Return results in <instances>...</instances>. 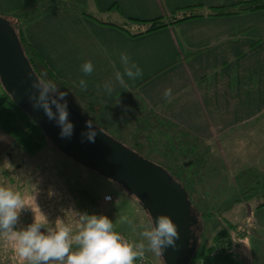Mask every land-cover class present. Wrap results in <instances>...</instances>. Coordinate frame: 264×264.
I'll list each match as a JSON object with an SVG mask.
<instances>
[{"label": "crops", "instance_id": "crops-1", "mask_svg": "<svg viewBox=\"0 0 264 264\" xmlns=\"http://www.w3.org/2000/svg\"><path fill=\"white\" fill-rule=\"evenodd\" d=\"M49 1L56 0H0V12L11 15ZM79 1L99 15L87 13L123 24L165 19L188 7H226L251 0ZM22 33L52 75L104 107L136 89L148 109L200 143H216L223 149L231 172L242 174L247 167L249 175H264V11L204 17L130 37L82 11L64 8L31 19ZM121 53L143 71L135 82L125 77L127 87L115 81V73L123 72ZM87 61L94 65L90 76L81 71ZM80 79L88 82L87 90L80 89ZM106 82L113 85L111 95L103 88ZM167 89H171L170 102L164 96ZM8 139L0 130V158ZM246 208L250 226L242 236V264H264V203L254 210L248 204ZM131 218L121 219V224ZM146 227L144 231L150 228L149 221ZM130 231L141 230L135 226Z\"/></svg>", "mask_w": 264, "mask_h": 264}, {"label": "rangeland", "instance_id": "rangeland-1", "mask_svg": "<svg viewBox=\"0 0 264 264\" xmlns=\"http://www.w3.org/2000/svg\"><path fill=\"white\" fill-rule=\"evenodd\" d=\"M82 9L99 15L96 9L90 8L86 3ZM72 93L78 95L76 90H72ZM81 96L83 99L88 95L82 92ZM66 99L68 104L76 110L79 109L82 115L88 113L82 100H76L71 94H68ZM141 105L131 109V114L123 113L117 121L122 139L131 146H134V142L129 137L130 132L136 135L137 132L144 131L148 121L157 124L156 119L151 118L150 111L141 108ZM141 109L144 112L140 115ZM109 117L104 122L108 125L102 126L118 136L120 133L115 132L114 126L110 125ZM138 119L142 121L141 126L135 125ZM151 130H161L165 135L161 134V139L158 140L167 145L156 148L147 144L145 139L140 140L139 144H145L146 147L141 152L152 160L166 163L167 160L163 159H170L173 155L169 152L171 147L168 137L173 138L175 143H180L178 157L184 152L192 153L191 157L186 153L183 158L177 159L178 165L190 163L189 167L184 165L178 168L177 173L180 177L187 176L192 179L191 182L184 179V186L201 220L202 249H209L219 233L229 231L231 246L234 248L233 264H242V254L245 253L242 236L250 226L246 204L254 210L257 204L264 203V175H249L247 167L242 174L231 172L224 150L216 143H199L192 135L178 129L167 132L163 131L164 128L154 127ZM181 143L184 148H181ZM220 144L224 145L223 142ZM149 148L153 152L149 153ZM247 155L248 152L245 159L243 158L244 163L247 161ZM0 187L20 192L26 201L27 208L21 211L14 230L25 229L35 218L43 222L45 229L57 226V219L70 224L71 217L66 212L75 209L89 215L107 216L113 222L114 231L125 233L128 239L135 242H142L143 239L147 244L145 238L141 237V232L150 220L138 199L117 183L70 160L49 142L37 153H30L8 139L6 153L0 158ZM107 195H114L115 200L106 203ZM126 217L132 218L121 224V219ZM135 226L141 230L140 233L130 231ZM45 229L42 231H46ZM146 254L151 264H163L160 257L147 250ZM0 264H20L3 236H0Z\"/></svg>", "mask_w": 264, "mask_h": 264}, {"label": "clouds", "instance_id": "clouds-1", "mask_svg": "<svg viewBox=\"0 0 264 264\" xmlns=\"http://www.w3.org/2000/svg\"><path fill=\"white\" fill-rule=\"evenodd\" d=\"M120 62L123 72L115 73V81L121 87H127V81L135 82L143 76L142 69L128 54L121 53ZM81 71L85 76H90L94 65L87 61L81 66ZM35 77L27 93L33 109L43 110L45 116L59 126L60 137L70 139L74 125L69 120L65 99L68 93L60 91L51 80L42 76ZM79 87L82 91L87 90L88 82L80 79ZM97 88L99 89L100 85H97ZM103 88L111 95V82H106ZM164 96L170 102L171 89L165 90ZM85 127L87 131L81 134V142L86 139L95 143L98 132L93 121H86ZM99 133L105 134L102 128ZM26 208L25 198L20 192L0 187V236L11 246L20 264H134L138 258L145 256L146 250L163 259V254L168 248L178 252L182 247L177 244L180 240L178 226L167 215L151 218L150 228L142 233L147 244H132L113 230V222L107 216L89 215L75 209L66 212L71 217L70 224L57 219V226L45 229L43 222L35 218L25 229L14 230L21 211Z\"/></svg>", "mask_w": 264, "mask_h": 264}, {"label": "water", "instance_id": "water-1", "mask_svg": "<svg viewBox=\"0 0 264 264\" xmlns=\"http://www.w3.org/2000/svg\"><path fill=\"white\" fill-rule=\"evenodd\" d=\"M35 76L14 29L0 16V83L12 101L39 126L61 154L123 187L138 199L150 218L169 216L178 226L180 240L177 244L182 247L178 252L168 248L162 260L164 264H192L201 248L200 237L193 233L194 227L199 229L200 219L185 186L157 163L145 159L107 133L100 134L95 124L98 132L95 143L86 139L82 143L81 134L87 131L85 122L88 119L68 103L74 132L70 139H62L55 121H50L43 110H34L28 99ZM184 165L189 167L190 163Z\"/></svg>", "mask_w": 264, "mask_h": 264}, {"label": "trees", "instance_id": "trees-1", "mask_svg": "<svg viewBox=\"0 0 264 264\" xmlns=\"http://www.w3.org/2000/svg\"><path fill=\"white\" fill-rule=\"evenodd\" d=\"M84 4L79 0H56V1H49L45 2L39 6H33L29 11L24 12H16L11 15H5L0 12V16L5 18L9 21L11 27L14 29L22 50L24 52L25 57L27 58L31 69L35 73L37 77L42 76L45 79L53 81L58 87L59 90H63L64 92L71 93L72 90H76L72 88L69 84L63 83L62 81L58 80L54 75H52L44 66L41 59L38 55L33 51V49L26 43L24 36H23V26L30 21L31 19L41 16L45 13L54 11L56 9H74L78 11H82L83 14L97 20L101 24L111 25L118 27L120 30L125 32L130 37H139L145 34L154 33L156 31L166 29L183 22H187L190 20L200 19L204 17H236L242 16L246 14H254L260 11H264V0H251L247 2L238 3L235 5H230L226 7H213V8H206V7H188L185 9L178 10L170 15H168L165 19H156L152 21H139V20H131L123 24L114 23L107 18L104 17H96L92 13H87L82 9ZM78 95L72 94L76 100L83 101L85 104V108H87V114L84 113L88 120H92L93 124H95L98 128H102L105 133L109 136L113 137L115 140L119 141L120 143L124 144L131 150L137 152L139 155L148 159L152 162H155L162 166L164 169L168 171V173L174 177L176 180L180 181L184 185V179L188 182H191L192 179L188 178L187 176L180 177L177 173L178 168L184 166L183 164L178 165L176 163L177 159L183 158L186 153L184 152L177 156L180 148V143H175L173 138L168 137V143L171 148H169V152L173 155L170 159H163L167 160L166 163H161L156 160H152L146 154L142 153L146 147L145 144H139L140 140L145 139L147 144L154 145L156 148L158 147H166L165 142H161L158 139H161V134L165 135L161 130L155 132L151 130L154 127L164 128L163 131H175L181 130L184 132L183 129L177 127L176 125L172 124L171 122L167 121L163 117L156 114L154 111L147 109L144 105V100L141 95L138 93L136 89L127 93L126 95L122 96L118 99L113 105L109 107H104L100 101L95 98H90L88 96H84L82 99L81 93L78 90ZM66 99V98H65ZM67 100V99H66ZM68 101V100H67ZM68 103V102H67ZM141 105V108L150 111L151 118H155L157 124H152L151 121H148L147 127L144 131H139L136 135L130 132V139L134 142V146H131L129 143L125 142L122 139L120 133V127L118 126V120L121 118L122 114L130 113L131 109L134 107ZM74 108V107H72ZM75 109V108H74ZM76 110V109H75ZM79 110V109H78ZM76 110V111H78ZM80 111V110H79ZM78 111V112H79ZM144 110H140V115L143 113ZM81 113V111H80ZM110 116V125L114 126L115 132L120 133L118 136L109 132L105 127L102 125H108L106 122V118ZM128 124L127 122H124ZM142 121L138 119L136 121V126H141ZM168 128V129H167ZM0 130L9 137L13 143L18 144L22 148H24L27 152L30 153H37L40 151L47 142L50 141L46 138L45 134L42 130L37 126L31 118L22 110L20 109L10 98L7 92L4 90L0 83ZM187 135L189 133L184 132ZM195 139V138H194ZM200 143V142H199ZM51 144V143H50ZM185 146L181 143V148ZM140 150V151H139ZM148 152L150 151V148ZM190 157L192 153H188ZM187 190V189H186ZM149 220L151 221L150 216L146 212ZM150 223V222H149ZM232 248L231 246V238L229 235V231H224L219 233L213 241V245L207 249L203 250L202 246L198 253H196L192 264H196L200 260H206L213 264H233V253H229V250ZM164 264V262H163Z\"/></svg>", "mask_w": 264, "mask_h": 264}, {"label": "built area", "instance_id": "built-area-1", "mask_svg": "<svg viewBox=\"0 0 264 264\" xmlns=\"http://www.w3.org/2000/svg\"><path fill=\"white\" fill-rule=\"evenodd\" d=\"M114 200H115V197L114 196L107 195L105 197V202L106 203H111ZM122 237L124 239H126L129 243L138 244V243H135V242L131 241L130 239L126 238L125 236H122ZM229 253H234V251H233L232 248L229 250ZM134 264H151V262H150L149 258L147 257V254L145 252V256L142 259L138 258L136 261H134ZM196 264H213V263H210V262H208L206 260H200Z\"/></svg>", "mask_w": 264, "mask_h": 264}, {"label": "flooded vegetation", "instance_id": "flooded-vegetation-1", "mask_svg": "<svg viewBox=\"0 0 264 264\" xmlns=\"http://www.w3.org/2000/svg\"><path fill=\"white\" fill-rule=\"evenodd\" d=\"M200 223H201V220H200ZM193 233H196V235H197L198 237H200V239H201L200 224H199V229H197L196 227L193 228Z\"/></svg>", "mask_w": 264, "mask_h": 264}]
</instances>
